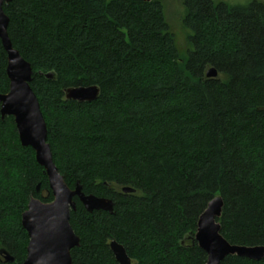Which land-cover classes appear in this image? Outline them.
I'll list each match as a JSON object with an SVG mask.
<instances>
[{"label":"trees","instance_id":"obj_1","mask_svg":"<svg viewBox=\"0 0 264 264\" xmlns=\"http://www.w3.org/2000/svg\"><path fill=\"white\" fill-rule=\"evenodd\" d=\"M184 7L193 34L182 55L161 0L4 6L12 46L33 69L30 86L59 173L70 189L79 183L84 194L114 203V214L90 213L75 199L70 225L80 246L72 264H119L113 241L132 264H206L195 236L217 197L222 236L264 247V3ZM7 65L0 41V94L10 88ZM211 68L218 78L207 77ZM90 86L99 87L98 100H66L67 89ZM32 198L54 199L35 151L21 145L0 104V264L27 258L22 215Z\"/></svg>","mask_w":264,"mask_h":264},{"label":"water","instance_id":"obj_2","mask_svg":"<svg viewBox=\"0 0 264 264\" xmlns=\"http://www.w3.org/2000/svg\"><path fill=\"white\" fill-rule=\"evenodd\" d=\"M12 1L0 0V41L7 53L6 72L10 82L9 92L0 94L1 115L3 120L6 117L14 118L21 145L25 148L31 147L35 151L36 161L44 168L54 197L50 203L32 198L27 211L22 215V226L29 236L24 264H72L71 252L80 246V238L70 225L71 212L77 210L75 199L90 213L105 211L114 214V203L108 199L84 194L79 183L74 190L70 189L59 173L47 142L46 121L38 98L30 86L33 79L32 66L13 48L9 38L10 19L4 11V6ZM218 75L214 68L207 73L210 79H216ZM46 77L53 79L54 74H48ZM99 95L98 86L69 88L65 91L67 101L78 103L94 102L99 99ZM39 189L40 186L37 187V192ZM133 192L129 188L123 189L125 194ZM223 208L222 198L217 197L210 202L198 220L195 240L207 254L206 264H221L229 256L253 261L263 260L264 247L232 245L222 236L218 220L222 216ZM110 248L119 264H132L122 245L113 241ZM4 259L6 262H14L9 255H5Z\"/></svg>","mask_w":264,"mask_h":264},{"label":"rangeland","instance_id":"obj_3","mask_svg":"<svg viewBox=\"0 0 264 264\" xmlns=\"http://www.w3.org/2000/svg\"><path fill=\"white\" fill-rule=\"evenodd\" d=\"M164 9L166 19L170 25L171 32L175 36V39L178 43L179 50L182 55L188 50V37L190 34H193L190 30L185 29L183 20L185 18V7L184 0H161ZM218 3H225L231 7L241 6L249 4L254 0H214ZM264 3V0H257Z\"/></svg>","mask_w":264,"mask_h":264}]
</instances>
